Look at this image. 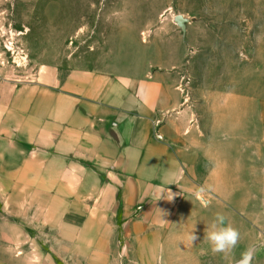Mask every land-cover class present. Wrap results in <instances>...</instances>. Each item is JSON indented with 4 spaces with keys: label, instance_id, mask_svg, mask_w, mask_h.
Wrapping results in <instances>:
<instances>
[{
    "label": "rangeland",
    "instance_id": "1",
    "mask_svg": "<svg viewBox=\"0 0 264 264\" xmlns=\"http://www.w3.org/2000/svg\"><path fill=\"white\" fill-rule=\"evenodd\" d=\"M160 29L167 43L183 35L179 86L208 141L264 126V0H0V264H101L97 243L121 232L91 228L97 198L64 196L70 172L43 94L94 64L137 73L155 40L165 47Z\"/></svg>",
    "mask_w": 264,
    "mask_h": 264
},
{
    "label": "crops",
    "instance_id": "2",
    "mask_svg": "<svg viewBox=\"0 0 264 264\" xmlns=\"http://www.w3.org/2000/svg\"><path fill=\"white\" fill-rule=\"evenodd\" d=\"M158 31L151 36L165 47L155 40L137 73L94 64L43 94L45 121L70 172L64 196L79 206L97 198L90 212L102 216L91 228L120 230L97 243L101 264L110 256H122L115 264L238 262L245 256L211 251L206 232L217 213L239 231L235 252L254 247L249 264H264V126L221 129L208 141L179 86L183 35L167 43Z\"/></svg>",
    "mask_w": 264,
    "mask_h": 264
},
{
    "label": "clouds",
    "instance_id": "3",
    "mask_svg": "<svg viewBox=\"0 0 264 264\" xmlns=\"http://www.w3.org/2000/svg\"><path fill=\"white\" fill-rule=\"evenodd\" d=\"M225 217L217 213L212 229L206 232V239L213 253L230 252L238 244L239 231L231 225H225ZM190 239L194 242L198 237L192 233Z\"/></svg>",
    "mask_w": 264,
    "mask_h": 264
},
{
    "label": "water",
    "instance_id": "4",
    "mask_svg": "<svg viewBox=\"0 0 264 264\" xmlns=\"http://www.w3.org/2000/svg\"><path fill=\"white\" fill-rule=\"evenodd\" d=\"M184 20L185 19L182 15H178L176 17V21L183 27H184ZM254 249H255L254 247L251 248V250L248 252V254L242 260H240L238 262L231 263V264H249L251 261V258L253 256Z\"/></svg>",
    "mask_w": 264,
    "mask_h": 264
}]
</instances>
